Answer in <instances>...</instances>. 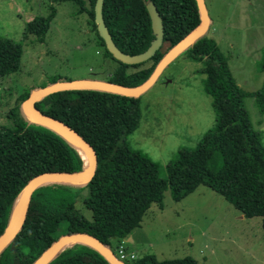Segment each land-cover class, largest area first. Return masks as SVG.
<instances>
[{
  "label": "trees",
  "instance_id": "1",
  "mask_svg": "<svg viewBox=\"0 0 264 264\" xmlns=\"http://www.w3.org/2000/svg\"><path fill=\"white\" fill-rule=\"evenodd\" d=\"M57 1L72 2L78 7L77 14L89 17L105 55L113 59L97 34L96 0ZM149 1L162 19L163 44L153 57L139 65L127 66L113 59L119 65L109 81L113 84L141 86L164 55L200 24L196 0H104L105 25L124 54L143 53L154 39L146 10ZM53 17L34 18L26 24L25 34L41 40ZM183 54L203 64V90L212 98L216 122L194 149L178 151L175 160L166 166L165 179L160 176L157 163L131 151L124 141L139 126L140 97L72 90L50 94L36 103L41 112L68 125L92 147L97 157L95 175L85 185L50 183L35 189L23 224L0 252V264H34L48 247L67 234L91 236L111 249V240L128 238L140 228L153 204L162 208L167 189L173 201L179 202L199 186H206L245 218H260L264 230V146L252 127L239 87L217 43L206 33ZM21 56L19 44L0 38V78L19 70ZM147 63V68L125 73L127 68ZM260 66L264 72V56ZM11 119L13 128L0 127V236L17 196L34 177L55 172L79 173L86 168V159L79 149L53 129L29 121L21 102ZM80 199L91 211V221L76 208ZM124 263L196 264L189 258L159 262L149 255ZM47 264L111 263L90 246L75 243Z\"/></svg>",
  "mask_w": 264,
  "mask_h": 264
},
{
  "label": "rangeland",
  "instance_id": "2",
  "mask_svg": "<svg viewBox=\"0 0 264 264\" xmlns=\"http://www.w3.org/2000/svg\"><path fill=\"white\" fill-rule=\"evenodd\" d=\"M204 3L210 19L206 37L217 43L225 57L252 127L264 146V72L260 66L264 56V0ZM77 9L69 1L0 0V38L22 49L19 70L0 78V127L13 128L11 115L17 104L21 102L24 107L23 98L36 88L66 81L111 80L119 65L105 55L89 17L77 14ZM52 14L41 40L25 34L27 23ZM149 66L130 67L125 73ZM202 68V63L184 54L176 58L140 96L139 126L124 137L131 151L159 165L163 179L167 176L166 166L175 160L178 151L194 149L215 125L212 98L203 90ZM81 201L76 208L91 221V211ZM141 223L142 230L135 231L138 235L145 233V237L136 248L129 247L138 259L149 255L159 262L189 258L196 264H264L261 219L245 218L206 186H199L179 202L173 201L167 189L162 208L153 204ZM119 246L120 240H111L115 255Z\"/></svg>",
  "mask_w": 264,
  "mask_h": 264
},
{
  "label": "water",
  "instance_id": "3",
  "mask_svg": "<svg viewBox=\"0 0 264 264\" xmlns=\"http://www.w3.org/2000/svg\"><path fill=\"white\" fill-rule=\"evenodd\" d=\"M196 3L200 14V24L164 55L149 79L141 86L126 87L116 85L111 82L81 80L73 82H58L44 88L35 89L31 92L29 97L24 102V107L22 105L23 112L25 113L29 121L53 129L55 132L71 142L76 148L79 149L83 157L86 156L88 159L86 160V168L82 172L44 173L34 177L22 189L14 202L8 225L4 233L0 236V252L13 239V237L19 231L21 225L23 224L30 196L35 189L50 183L85 185L89 183L95 175L97 157L92 147L68 125L41 112L36 107V103L50 94L72 90H101L125 97H140L156 83L166 67H168L185 51L186 48L193 44V42L199 37L203 36L209 29L210 19L205 7L204 0H196ZM103 4L104 0H96L95 2L94 23L96 25L98 36L104 41L105 48L110 53L112 58L124 65L135 66L145 63L151 57H153L156 51H158L162 46L164 36L162 19L153 2L149 1L146 4V10L151 20V28L154 39L151 41L150 46L146 51L133 56L124 54L115 45L103 19ZM83 153L85 154V156ZM75 243H82L90 246L111 264H125L116 257L111 249L102 245L97 239L85 234H67L60 237L42 253V255L35 261L34 264H47L54 256L63 251L65 247Z\"/></svg>",
  "mask_w": 264,
  "mask_h": 264
},
{
  "label": "crops",
  "instance_id": "4",
  "mask_svg": "<svg viewBox=\"0 0 264 264\" xmlns=\"http://www.w3.org/2000/svg\"><path fill=\"white\" fill-rule=\"evenodd\" d=\"M68 82V81H66ZM52 84V83H51ZM50 84V85H51ZM54 84V83H53ZM37 89V88H36ZM35 90V89H34ZM142 224V223H141ZM140 228H141V225H140ZM136 230V229H135ZM133 231L129 236L128 238H125V239H122L120 240V246H123L125 251H127L129 254L133 255L134 256V260L138 259L135 257V255L133 254V252L131 251V247L133 248H136L137 245L142 241V239H144L145 237V233H143L142 235H138L136 232L137 231ZM139 230V228H138ZM142 230V229H141ZM139 230V231H141ZM138 231V232H139ZM130 247V248H129Z\"/></svg>",
  "mask_w": 264,
  "mask_h": 264
},
{
  "label": "built area",
  "instance_id": "5",
  "mask_svg": "<svg viewBox=\"0 0 264 264\" xmlns=\"http://www.w3.org/2000/svg\"><path fill=\"white\" fill-rule=\"evenodd\" d=\"M118 248H119V251H118L116 257L120 261H122V262H124V261H133L135 259L133 255H131L127 251H125L123 246H119Z\"/></svg>",
  "mask_w": 264,
  "mask_h": 264
},
{
  "label": "bare ground",
  "instance_id": "6",
  "mask_svg": "<svg viewBox=\"0 0 264 264\" xmlns=\"http://www.w3.org/2000/svg\"><path fill=\"white\" fill-rule=\"evenodd\" d=\"M84 156H85V154H84ZM86 160L88 159L86 156L84 157ZM16 227H17V225H16ZM68 247V246H67Z\"/></svg>",
  "mask_w": 264,
  "mask_h": 264
}]
</instances>
